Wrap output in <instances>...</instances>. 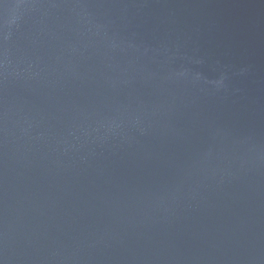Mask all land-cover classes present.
I'll list each match as a JSON object with an SVG mask.
<instances>
[{
    "label": "water",
    "instance_id": "1",
    "mask_svg": "<svg viewBox=\"0 0 264 264\" xmlns=\"http://www.w3.org/2000/svg\"><path fill=\"white\" fill-rule=\"evenodd\" d=\"M0 264H264V0H0Z\"/></svg>",
    "mask_w": 264,
    "mask_h": 264
}]
</instances>
